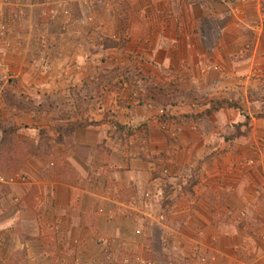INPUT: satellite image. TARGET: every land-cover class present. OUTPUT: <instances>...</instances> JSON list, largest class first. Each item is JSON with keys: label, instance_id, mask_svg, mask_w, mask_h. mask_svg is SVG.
I'll return each instance as SVG.
<instances>
[{"label": "crops", "instance_id": "crops-1", "mask_svg": "<svg viewBox=\"0 0 264 264\" xmlns=\"http://www.w3.org/2000/svg\"><path fill=\"white\" fill-rule=\"evenodd\" d=\"M11 1L0 144L42 147L0 191V264H264V0Z\"/></svg>", "mask_w": 264, "mask_h": 264}, {"label": "rangeland", "instance_id": "rangeland-1", "mask_svg": "<svg viewBox=\"0 0 264 264\" xmlns=\"http://www.w3.org/2000/svg\"><path fill=\"white\" fill-rule=\"evenodd\" d=\"M8 1H10V2H12L11 0H8ZM110 1L111 0H103V8L104 9H106V8H108V7H105V6H107V5H109L108 3H110ZM14 3V5H22L21 3H25L23 0H21L20 2H18V1H14L13 2ZM105 3V4H104ZM20 5H19V7H20ZM6 71H7V75H13L12 73H10V71L6 68ZM13 77V76H12ZM0 87H1V85H0ZM6 132H8L9 134H7V135H9V136H5V137H7V139L4 141V143L2 144V146H1V148H3L6 152H7V154H8V156L7 157H5L6 159H4V158H2V154H3V152H1L2 154H0V172H2V173H6V174H13V173H22V174H24V173H26L25 171H22L21 169H19L20 167H19V164H21V162L22 161H15V156L17 155V153L19 152V147L21 146V144H22V142H25V143H30V144H32V145H34V147L36 148V143H33L34 142V136L32 135L31 136V134H29V133H27V132H19L18 133V131L17 132H15V133H13V135L15 136V138H16V141H12V147L11 146H8V145H10L11 143L9 142V137H10V134L12 133V132H10V131H6ZM40 134H41V136H45V135H47V133H46V131H45V129H43V130H41L40 131ZM18 135H21V139H19L17 136ZM15 146L18 148V149H15ZM7 147V148H6ZM11 159V160H10ZM18 166V167H17ZM27 174V173H26ZM28 175V174H27ZM28 180H29V176H28ZM258 211H260V214H263V212H264V194H263V197H261V199H260V205H259V207H258ZM203 257H205V260L203 259ZM148 259H151V256H149L148 257ZM200 260H198V262H199V264H209L210 263V259H212V257L210 256H206V255H201L200 256V258H199ZM262 259V258H261ZM77 260V258H70V260H68V262L67 263H73L74 261H76ZM144 260H146V259H144ZM146 261H148V260H146ZM101 262H103V263H107L106 261H101ZM109 262V261H108ZM142 262V261H141Z\"/></svg>", "mask_w": 264, "mask_h": 264}, {"label": "built area", "instance_id": "built-area-1", "mask_svg": "<svg viewBox=\"0 0 264 264\" xmlns=\"http://www.w3.org/2000/svg\"><path fill=\"white\" fill-rule=\"evenodd\" d=\"M215 68H217V66H215ZM130 77V74H127L123 81L121 80L122 83H128V78ZM12 76L7 75V72H5V74H0V81H1V86L4 84H9L11 83L12 80ZM139 88L135 87L134 89H131L130 95L129 97H131V102L137 104V105H149V106H154L157 110V115H159L160 117L165 116L168 113V109L166 106L164 105H156V104H152V103H141L140 99H139ZM114 111V110H113ZM164 174H168V169H164L163 170ZM28 181V175L26 173L24 174H20V173H13V174H6V173H2L0 172V191L6 187V186H12L18 183H25ZM18 198H14V201H18ZM261 236L264 240V212L262 214V226H261ZM203 259L205 260V257H203ZM145 262V261H144ZM70 264V263H67ZM71 264H85L83 261L77 259L76 261H74ZM145 264H153L151 261H146Z\"/></svg>", "mask_w": 264, "mask_h": 264}, {"label": "trees", "instance_id": "trees-1", "mask_svg": "<svg viewBox=\"0 0 264 264\" xmlns=\"http://www.w3.org/2000/svg\"><path fill=\"white\" fill-rule=\"evenodd\" d=\"M139 99H140V102L141 103H152V104H156L157 105V101L156 100H152V99H147L145 98L144 94H143V91H139ZM160 99V98H159ZM158 100V99H157ZM6 131H10L12 132L10 134V137H9V142L11 143L10 145L8 146H11L12 147V141H16V138L15 136L13 135V133H15L17 131V128L15 127H12V129H9V130H6ZM4 131L3 133V140L5 141L7 139V137L5 136H9L7 134H9L8 132ZM2 140V143L0 144L2 146V144L4 143V141ZM0 146V149L4 150L3 148H1ZM41 145L40 146H37L36 145V148L34 147V145L30 144V143H25V142H22L21 146L19 147V149L15 146V149H18L19 152L17 153L18 157L15 159V161H22L21 164H19V167L32 155V153H37L39 152V150L41 149ZM7 148V147H6ZM34 149V151H33ZM11 160V159H10ZM18 167V166H17Z\"/></svg>", "mask_w": 264, "mask_h": 264}]
</instances>
